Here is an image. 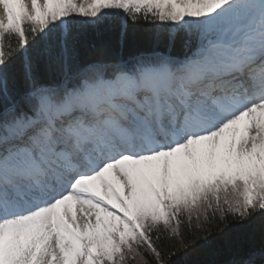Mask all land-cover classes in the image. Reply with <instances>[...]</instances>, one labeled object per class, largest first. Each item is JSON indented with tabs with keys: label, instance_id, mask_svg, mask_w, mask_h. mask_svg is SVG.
I'll list each match as a JSON object with an SVG mask.
<instances>
[{
	"label": "trees",
	"instance_id": "obj_1",
	"mask_svg": "<svg viewBox=\"0 0 264 264\" xmlns=\"http://www.w3.org/2000/svg\"><path fill=\"white\" fill-rule=\"evenodd\" d=\"M122 2L110 0L84 13L69 11L64 27L56 17L40 23L24 15L21 33L15 25L1 29L0 76L7 90L21 98L10 115L1 114L0 99V129L4 118L35 111L37 99L26 94L33 86L56 85L55 93L65 94L68 86L92 75L81 71L88 64L130 70L141 61L162 58L159 52L179 62L216 38L223 26L219 19L209 29L200 9L183 15L162 1L143 0V6L123 16ZM163 197V214L140 211L136 218L141 230H123L111 256L101 257L103 264H242L246 258L264 262L262 172L228 185L217 178L211 183L189 178ZM0 264L11 263L0 256ZM84 264L94 262L88 257Z\"/></svg>",
	"mask_w": 264,
	"mask_h": 264
},
{
	"label": "rangeland",
	"instance_id": "obj_2",
	"mask_svg": "<svg viewBox=\"0 0 264 264\" xmlns=\"http://www.w3.org/2000/svg\"><path fill=\"white\" fill-rule=\"evenodd\" d=\"M3 1V0H2ZM17 7V11L25 7L20 0H14ZM50 0H48V3L50 5ZM54 3V0H51ZM174 4L176 5H195V4H202L204 6V14H205V21L208 26H210L215 19H217V15L220 14H229V12L234 13L237 15L238 19L245 20L247 15L253 11L252 4L257 1L259 2L260 6H264V0H252L249 5L245 8L247 9L246 13L239 14L234 10V8L238 5V0H226V3L223 2V0H172ZM97 1L95 0H64L65 4H68L74 8H78L81 10H84L86 7H88L91 3H95ZM5 3H10L11 0H5L3 3H0V19L3 21H6L7 16H10V14L7 12L8 9L4 5ZM47 3V5H48ZM55 4V3H54ZM1 5H3L1 7ZM231 5L233 7H231ZM259 7L257 6L255 10L257 11ZM32 15H45L46 9L42 7V4L39 3L38 5V12L33 13L30 11ZM62 14V10H60ZM247 14V15H246ZM217 16V17H216ZM262 21H256L255 23H252V26L249 29L240 28L241 31L244 32V34L248 33H255L256 29L264 30V17L261 18ZM234 24L229 25L230 30H234ZM237 34L234 33V36ZM228 36L234 37L231 35V31L225 30L222 35H220L218 42L209 45L208 48H206L207 52H213V57L219 58L221 54L228 53L230 46L227 45L229 43ZM228 41V43H226ZM225 42V43H224ZM223 59V58H222ZM193 67V65H192ZM146 73V74H145ZM143 76L145 75L143 81H146V75H152V71L145 72ZM156 80L159 84L162 83L164 79V71H155V74L152 75L150 80ZM126 77L118 76L116 78V82L112 84V89L114 91L119 90L120 83L125 81ZM102 87L99 86L96 91L88 90L87 93L83 96H81L80 92L78 90L73 91L69 94L68 101L70 104L79 103L80 101H96V100H103L104 96L101 94ZM93 97V99H90ZM57 108L50 107V110L54 111ZM147 122V121H146ZM149 124V123H146ZM174 125V124H173ZM12 128L10 129L9 134L12 133ZM148 128H150L148 126ZM148 132H151L148 130ZM8 134V135H9ZM249 145L251 142L249 141ZM191 147L194 145L191 144ZM239 149H244V146H240ZM166 150L171 154L172 161L173 158L177 157L178 155L181 157L180 159L188 160L191 167L194 171L200 172L203 176H210L216 168H213L209 163L200 162V160L197 159V155L195 154V149H192L191 151L182 149L179 150L178 153L175 154L174 150L172 149V146L169 148H166ZM174 152V153H173ZM166 151L162 152V155L165 156ZM183 155V156H182ZM252 156H255V159L252 162H256L259 159H262L264 161V141L259 143L257 147H254ZM154 157V154H142L140 156V159L144 162L145 168L141 172V175H137L138 173H134V177L136 180H144L146 179V173L148 170L159 173L162 175L163 179V188L164 190L171 188L173 185L172 175L169 174L168 180L165 178L163 174L162 169H155L153 165L151 164V159ZM249 156L246 155L244 160L239 161V166L235 167L238 169V173L243 171L248 167L251 163L249 160ZM120 158L109 162L106 166L104 165L101 168V171H104V179L106 180L104 184L102 185V188L99 192L100 195H104L106 197L105 200H109L110 202H113L112 208L110 211L107 210H101L102 218L103 220L99 219L97 224L95 225V222H92L91 220H88V227L85 228L82 224V210H86L88 208V204L84 201H80V199L76 200L72 203V205H68L66 207H63L61 211H55L56 204H50L47 207L39 208L32 210L28 213L22 214L20 217H9L5 221L0 220V252L5 251L6 249V242L3 241L4 237L7 234H10L6 228H9L11 226L12 232L10 237V242H8V251L10 258L15 259V264H56L54 260H52L53 253H57L58 250L53 246V244H47L46 249L41 248V250L38 249V241L39 238L42 237V230L49 227V221L51 218V215L56 212L57 220H58V236L61 237L64 240V243L66 247L64 248L66 250V264H77L78 260L82 258L83 254L91 250L94 251V248L96 245H99L105 252L107 245H111L110 238L115 239V233L116 230L120 228L119 222L121 221V218L118 219L115 217V215L112 213V210H120L117 207L125 206L128 207L129 204H135L138 202L140 198V193L143 191L144 188L140 187V183L136 182V186L132 189L130 186H126L124 189L121 188L120 185V173L118 169H115L118 167ZM169 159H166L164 162L165 168L167 171H169L168 166ZM204 163V164H202ZM206 166V167H205ZM234 167L227 166V169H231ZM209 178V177H207ZM96 191V190H95ZM134 191V192H133ZM111 192V193H110ZM109 194H113L114 196H109ZM115 196H118L119 202L117 201V198ZM127 200V201H125ZM57 202V200H56ZM118 212V211H117ZM119 213V212H118ZM117 219V221H116ZM42 250L44 252L40 253Z\"/></svg>",
	"mask_w": 264,
	"mask_h": 264
},
{
	"label": "bare ground",
	"instance_id": "obj_3",
	"mask_svg": "<svg viewBox=\"0 0 264 264\" xmlns=\"http://www.w3.org/2000/svg\"><path fill=\"white\" fill-rule=\"evenodd\" d=\"M27 1L29 6L34 7L37 2H42L43 4H46V0H23ZM241 5H244L243 3L248 0H239ZM224 3H226V0H223ZM246 7V6H244ZM119 102L116 101L115 104H118ZM264 106V105H263ZM264 110L263 108H259L257 106L256 108H253L252 112H247V113H240L238 116L235 117H227L225 121L219 122L214 125L216 129L213 130V132H209V135L206 136L207 138L202 139L203 137L199 138L201 140L198 141L197 143V159L199 160H204L206 159L205 163L209 162H218L221 160L225 155L231 156L232 153L235 152L234 149H238L239 146H242L251 139L253 141H256L258 136L264 135V114L262 115L260 121H258L259 117L257 116V113L260 114V111ZM249 113V114H248ZM257 119V120H256ZM109 120V119H108ZM209 122V121H208ZM135 127H139V134L138 131L133 132V138L135 140L141 139L143 143L142 148L144 149V153L147 151L145 148H151L153 145L156 144L155 140H151L149 137L148 133L146 130L140 125L141 120L137 118L134 122H132ZM256 123V124H255ZM112 126V125H111ZM126 130H128L127 127H125ZM253 132V135L251 134ZM118 134L123 135L124 133L121 131H118ZM116 135V134H115ZM69 134L67 135V137ZM95 136V134H93ZM253 138H250V137ZM250 138V139H249ZM164 143V142H163ZM161 143L160 145H162ZM110 143L107 144V146ZM116 147V146H115ZM236 147V148H235ZM97 148V146H96ZM111 148V147H110ZM161 148V146L159 147ZM250 149V147H247ZM245 149V147H244ZM8 149V151H10ZM106 150V149H105ZM161 150V149H158ZM234 150V151H233ZM246 150V149H245ZM247 151V150H246ZM104 152V151H102ZM16 153L19 154H25L24 158H19L18 160L15 161V164H20L22 163L21 160H23V164L25 165H18L17 167H13L14 170H18L20 168V171L23 172V174L28 177L31 173L33 166L36 164V159L30 156V154L25 152V149H19L16 152H8L6 153L8 157H10L11 160L16 158ZM51 152H46L43 154L44 156L49 155ZM86 154V153H85ZM43 156V157H44ZM218 156L214 160L212 159L213 157ZM211 158V159H210ZM163 156L161 153L157 154V157L152 160V164L154 165V168H157L158 166L162 167L164 172L166 171L165 166L163 167ZM235 163L237 162L236 160L234 161ZM213 163V162H212ZM204 164V163H202ZM119 168L123 171L120 172V185L121 188L124 189L126 186H130L132 189H134V173L139 172L141 170V162L138 163L137 160H135L134 156H128L125 157L124 159L120 160V163L118 164ZM166 174V173H165ZM101 175V174H100ZM28 184V181L24 183V185ZM78 184L80 187L85 186L89 190L95 191V190H101V179L98 180L97 178L94 177V179L86 181L85 179H79ZM134 192V191H133ZM51 197V196H50ZM72 198H60L59 201H57V208L61 209L62 206L66 204H70L75 200H71ZM85 200V199H84ZM91 202L96 204L95 197L91 195ZM86 201V200H85ZM90 202L88 208L85 210H82V224L85 228L88 227V220H91L92 222H95V225L99 221V219L103 220L102 214L100 207L97 205H94ZM55 217V216H54ZM44 234L40 239L39 247L38 249L41 250V248L46 249L47 245V237L46 234L48 235L49 238L50 236L53 235V230L52 228H46L45 231H42ZM56 235H53V239ZM63 248V247H62ZM44 252L42 250L40 253ZM52 259L57 262V264H65L66 263V250L61 249L58 251L57 254L53 253Z\"/></svg>",
	"mask_w": 264,
	"mask_h": 264
}]
</instances>
